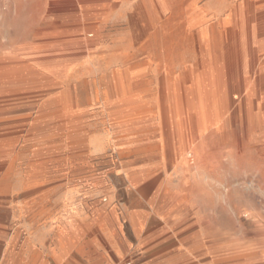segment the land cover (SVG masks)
<instances>
[{"label":"rangeland","instance_id":"obj_1","mask_svg":"<svg viewBox=\"0 0 264 264\" xmlns=\"http://www.w3.org/2000/svg\"><path fill=\"white\" fill-rule=\"evenodd\" d=\"M0 6V264H264V0Z\"/></svg>","mask_w":264,"mask_h":264},{"label":"bare ground","instance_id":"obj_2","mask_svg":"<svg viewBox=\"0 0 264 264\" xmlns=\"http://www.w3.org/2000/svg\"><path fill=\"white\" fill-rule=\"evenodd\" d=\"M264 18V17H263ZM258 19V18H257ZM262 20H264V19H262ZM256 21V20H255ZM258 22V21H257ZM226 33H227V31H226ZM228 34H229V32H228ZM263 34V33H262ZM227 35V34H226ZM206 41V50L204 51V55L203 56H201V58H200V62H201V64H202V72L201 73H199V75H197L196 77H194L195 79H196V82L198 83V86H199V88H201V89H204L205 90V88L207 87V81H208V79H207V74H208V72H210L211 74H213L214 72H215V70L218 68L219 70H221L220 69V67L222 68V69H224V66H225V69H226V64H228V62H230V61H228V59H227V62H226V59H224L225 57L223 56V55H218V54H216L215 53V48H214V45L213 44H218V40H217V38L215 37V35H214V33L212 32L211 33V35H210V37H209V39L208 40H205ZM230 46V45H229ZM214 49V50H213ZM213 53H215L214 55H212L211 53L212 52ZM227 52V51H226ZM228 53H231V52H228ZM209 54H210V64H208V69H207V66L205 65V61L207 62V58H209ZM236 54V53H235ZM229 56V55H228ZM224 65V66H223ZM220 66V67H219ZM228 67V66H227ZM231 67V66H230ZM230 69V68H229ZM186 71V70H185ZM119 75H122L123 76V72H120L119 73ZM194 76V71H192L191 73H188L187 75H185V77L182 79V81L180 82V84H179V88L181 89V87L183 86V84H185L186 82H187V80L190 78V77H193ZM235 77V76H234ZM237 79V78H236ZM231 81V80H230ZM236 81V80H235ZM237 84V83H236ZM121 85H125V82L124 83H121ZM121 85L119 86V87H121ZM118 87V88H119ZM237 94H238V92H236ZM191 95H193V94H191ZM11 98V97H10ZM193 98V100H195V96H193L192 97ZM207 99V98H206ZM206 99H205V97H204V100L206 101ZM187 113H188V117H189V119L191 120V122H194V120H195V118H196V111H195V109L193 108V107H191V105H189V106H187ZM170 114H172V111H171V113ZM236 119H238V118H236ZM235 120V119H234ZM235 128H236V126H235ZM250 128V127H249ZM209 133V132H208ZM212 133V132H211ZM209 136V135H208ZM234 136H236V135H234ZM205 138V137H204ZM233 142H234V139H233ZM238 142V141H237ZM205 143H207V142H205ZM216 143V142H215ZM235 144H236V142H235ZM206 145V144H205ZM207 146V145H206ZM176 149V148H175ZM168 150H169V148H168ZM216 151V150H215ZM168 152H170V150L168 151ZM209 153V152H208ZM170 154V153H169ZM177 154V153H176ZM215 154V153H214ZM172 157V156H171ZM169 167V166H168ZM167 170V169H166ZM244 170V169H243ZM220 171V170H219ZM247 171H245V173H246ZM256 173V172H255ZM242 174V173H241ZM248 174V173H247ZM254 174V173H253ZM253 174H250V175H253ZM204 177V176H203ZM254 178V177H253ZM153 179V178H152ZM151 179V180H152ZM241 179V178H240ZM204 180V179H203ZM234 180V179H233ZM244 180V179H243ZM251 180V179H250ZM209 181H212V180H209ZM223 182V181H222ZM147 183V182H146ZM145 183V184H146ZM235 183V182H234ZM250 183V182H249ZM145 184H143V186L145 185ZM216 184V183H215ZM147 186H148V184H147ZM222 186V185H221ZM247 186V185H246ZM141 187V186H140ZM155 187V186H154ZM146 188V187H145ZM148 189H149V187H148ZM148 189L146 188V190L148 191ZM151 189H153V188H151ZM150 189V190H151ZM143 190V189H142ZM68 232V231H67ZM70 233L68 234L67 233V237H68V239L70 238V239H76L78 236H77V234H76V231H69ZM3 235L4 234H1L0 235V244L2 243L1 241H2V238H3ZM60 258V257H59ZM57 261H59V260H57ZM13 264H15V262H13Z\"/></svg>","mask_w":264,"mask_h":264},{"label":"crops","instance_id":"obj_3","mask_svg":"<svg viewBox=\"0 0 264 264\" xmlns=\"http://www.w3.org/2000/svg\"><path fill=\"white\" fill-rule=\"evenodd\" d=\"M1 6H2V5H1ZM1 6H0V7H1ZM0 11H2V8H0Z\"/></svg>","mask_w":264,"mask_h":264}]
</instances>
